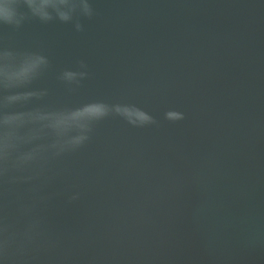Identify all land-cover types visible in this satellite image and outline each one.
Wrapping results in <instances>:
<instances>
[{"label": "water", "instance_id": "95a60500", "mask_svg": "<svg viewBox=\"0 0 264 264\" xmlns=\"http://www.w3.org/2000/svg\"><path fill=\"white\" fill-rule=\"evenodd\" d=\"M53 2L0 0V146L5 117L110 111L50 160L27 264H264V0Z\"/></svg>", "mask_w": 264, "mask_h": 264}, {"label": "clouds", "instance_id": "9594fccd", "mask_svg": "<svg viewBox=\"0 0 264 264\" xmlns=\"http://www.w3.org/2000/svg\"><path fill=\"white\" fill-rule=\"evenodd\" d=\"M63 2V0H61ZM30 8L42 19H51L48 9H55L53 0H40L37 6L34 0H28ZM85 10L88 6L85 5ZM61 20L67 21L69 16L59 13ZM64 79L69 82L76 78L73 72H65ZM84 73L80 76L83 77ZM106 105L94 103L75 110L68 116L71 123L59 125L45 124L46 115L25 118L5 117L6 131L0 146V264H27L24 259L31 251L37 250L44 241V220L38 214L37 208L45 203L47 196L42 195L47 184V168L51 159L63 155L81 146L87 139L90 127L78 123L82 119L95 121L109 114ZM118 115L125 116L131 123H151L152 118L139 110L115 108ZM169 121L183 119L182 114L169 111L166 113ZM41 125L39 131L21 132L28 125ZM11 128L12 131L7 129ZM46 131L55 134V139H49ZM15 186H26L27 198L21 196L17 200L16 213L13 217L8 211L7 194Z\"/></svg>", "mask_w": 264, "mask_h": 264}]
</instances>
